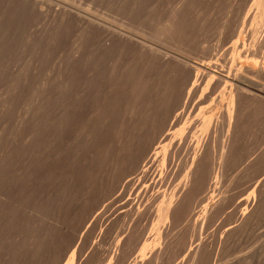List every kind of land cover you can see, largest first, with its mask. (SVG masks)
I'll use <instances>...</instances> for the list:
<instances>
[{
	"label": "rangeland",
	"instance_id": "374dc122",
	"mask_svg": "<svg viewBox=\"0 0 264 264\" xmlns=\"http://www.w3.org/2000/svg\"><path fill=\"white\" fill-rule=\"evenodd\" d=\"M261 66L264 0H0V264H264Z\"/></svg>",
	"mask_w": 264,
	"mask_h": 264
},
{
	"label": "bare ground",
	"instance_id": "6f19581e",
	"mask_svg": "<svg viewBox=\"0 0 264 264\" xmlns=\"http://www.w3.org/2000/svg\"><path fill=\"white\" fill-rule=\"evenodd\" d=\"M107 28V27H106ZM111 29V28H110ZM112 30V29H111ZM263 31V30H262ZM119 33V32H118ZM121 33V32H120ZM109 34H111L110 33V31H109ZM123 35V34H122ZM117 36V35H116ZM118 36H120V35H118ZM142 43V42H141ZM141 45H143V43L141 44ZM145 46V45H144ZM150 46H148V48H149ZM149 49H151V48H149ZM152 51V50H151ZM155 52V51H154ZM153 51H152V53H154ZM159 52V51H158ZM160 55V54H159ZM153 56V55H152ZM172 57V56H171ZM170 58V57H169ZM176 58V57H175ZM170 59H172V58H170ZM177 59V58H176ZM175 59V60H176ZM179 59V58H178ZM172 60H174V58L172 59ZM174 60V61H175ZM148 61V60H147ZM257 61V60H256ZM176 62H178V61H176ZM179 62H180V60H179ZM178 62V63H179ZM183 63V62H182ZM186 63V62H185ZM257 64H255V65H261L260 63H258V61L256 62ZM177 65V64H176ZM179 65V64H178ZM183 65H184V63H183ZM176 67V66H175ZM180 67V66H179ZM252 67V66H251ZM184 69V72H186V71H188V72H190V74L191 75H193V78H196L197 80H199V81H202V80H208V79H216V80H218V77H217V74L214 72V71H210V70H207V69H205V68H202V67H200V66H193V67H189V66H187L186 64H185V66H182L181 65V68L180 69ZM259 70H263L264 71V68H263V66H261V68H258ZM250 72V71H249ZM256 72V71H255ZM181 73H183V72H181ZM260 73V72H259ZM251 74V73H250ZM184 75H186L185 73H184ZM187 76V75H186ZM188 77V76H187ZM189 77H190V75H189ZM190 78H192V77H190ZM196 80V81H197ZM216 80H215V82H216ZM195 82V81H194ZM204 82V81H203ZM206 82V81H205ZM210 82H211V80H210ZM218 82H219V80H218ZM197 83V82H196ZM199 83V82H198ZM201 83V82H200ZM199 83V85L198 86H200L201 84ZM207 83H208V81H207ZM241 83V82H240ZM203 84V83H202ZM205 84V83H204ZM235 85H237V84H235ZM242 85V84H241ZM247 88V87H246ZM245 88V89H246ZM241 90L242 91H244V88H237L236 89V91L234 92V93H232L234 96H235V101L237 102L238 101V95H239V92H240V94H241ZM251 90V89H250ZM252 91V90H251ZM246 92V91H245ZM244 93V92H243ZM264 93V92H263ZM228 94V93H227ZM232 94H230V95H232ZM252 94V93H251ZM225 96V95H224ZM234 96H233V98H234ZM230 97V96H229ZM263 97V96H262ZM225 98V97H224ZM227 98V97H226ZM230 98H232V97H230ZM228 100V99H227ZM234 100V99H233ZM243 101V100H242ZM227 103H228V101H227ZM238 103V102H237ZM231 106H232V104H230ZM230 106V107H231ZM234 107H236L235 106V104H234V106H233V109H234ZM232 108H231V110H233ZM230 109H229V112L231 111ZM233 113V112H232ZM234 115V114H233ZM239 116V115H238ZM231 117V116H230ZM236 117V116H235ZM226 121V120H225ZM208 122H210V120L208 121ZM241 123V122H240ZM209 124V123H208ZM237 129V128H236ZM128 150V149H127ZM233 150V149H232ZM195 162V161H194ZM187 186V185H186ZM183 192V191H182ZM172 200V199H171ZM170 200V201H171ZM172 202H174V201H172ZM169 203V202H168ZM170 204V203H169ZM173 205V204H172ZM170 206V205H169ZM168 207V206H167ZM173 207H174V205H173ZM171 209H173V208H171ZM171 209H169L168 211L170 212L171 211ZM167 210V209H166ZM165 210V211H166ZM168 211L166 212V213H168ZM166 220V219H165ZM164 221V220H163ZM206 253V252H205ZM241 258V257H240ZM235 260V259H234Z\"/></svg>",
	"mask_w": 264,
	"mask_h": 264
}]
</instances>
